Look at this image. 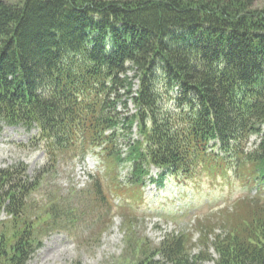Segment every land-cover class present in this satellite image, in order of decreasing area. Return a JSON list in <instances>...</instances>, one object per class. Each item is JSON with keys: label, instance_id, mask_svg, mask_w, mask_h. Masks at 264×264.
Here are the masks:
<instances>
[{"label": "trees", "instance_id": "1", "mask_svg": "<svg viewBox=\"0 0 264 264\" xmlns=\"http://www.w3.org/2000/svg\"><path fill=\"white\" fill-rule=\"evenodd\" d=\"M256 1L0 0V123L37 127L50 157L99 152L110 190L132 203L143 202L148 179L187 189L202 172L259 191L220 211L222 232L200 220L195 242L187 231L158 243L130 232L121 264H264V6ZM129 101L135 112L125 115L119 105ZM253 135L261 140L249 149ZM40 185L0 169V264H27L44 231L72 230L84 213L60 195L36 211L28 199ZM82 194L89 210L111 211L98 179Z\"/></svg>", "mask_w": 264, "mask_h": 264}, {"label": "rangeland", "instance_id": "2", "mask_svg": "<svg viewBox=\"0 0 264 264\" xmlns=\"http://www.w3.org/2000/svg\"><path fill=\"white\" fill-rule=\"evenodd\" d=\"M255 6L263 7L264 0H257ZM129 74L133 75L134 71ZM137 89L138 80H135L134 90ZM119 109L125 115L131 114L134 104L129 101L128 108H125L121 103ZM131 137L135 139L137 136ZM259 142L260 139L254 135L248 147L254 149ZM126 144L127 140L121 139L120 145L124 150ZM46 147L37 127L28 129L23 125L0 123V169L16 170L18 175L28 176L30 181L36 177L41 180V185L28 199L36 207L34 210H41L48 199L60 195L70 204L78 203L79 209L84 211L72 225V230L60 226L44 231L41 247L27 264H121L130 255L129 238L132 234L158 243L168 233L187 231L192 233L195 242L200 235L197 229L200 220L206 223L211 219L218 225L215 232H222L224 227L220 225L228 214L218 217L221 214L218 210L227 203L231 209L240 197L257 193L256 188H248L240 179L225 182L219 179L218 182L202 172L200 177L195 176L190 183H184L190 186L187 189L169 179L162 186L149 182L144 188L143 202L136 204L113 196L116 193L110 190L111 180L105 174L107 168L103 156L89 153L81 159L64 153L50 157ZM130 172L131 165H123L119 171L120 179L125 181ZM152 173L157 174L158 169L152 167ZM96 179L101 181L107 195L110 194L111 211L107 213L105 208L97 210L102 218L87 208L91 198L81 197L82 191ZM6 218V213L1 211L0 220ZM130 218L136 219L132 228L128 223ZM198 249L197 245L194 246L193 252H198ZM212 253L216 255L214 251Z\"/></svg>", "mask_w": 264, "mask_h": 264}]
</instances>
